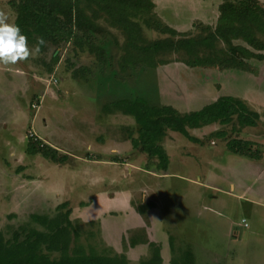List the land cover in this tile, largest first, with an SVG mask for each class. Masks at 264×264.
<instances>
[{"label": "rangeland", "instance_id": "obj_1", "mask_svg": "<svg viewBox=\"0 0 264 264\" xmlns=\"http://www.w3.org/2000/svg\"><path fill=\"white\" fill-rule=\"evenodd\" d=\"M18 1L0 0V12L8 15L9 23L16 17L12 2ZM225 1L236 2L153 0L156 16L135 17L140 26L136 36L100 12L97 23L102 31L93 35V42L105 50L103 60L89 50L87 42L81 48L73 39L59 46L49 43L45 51L15 64H0V237L11 240L23 226L45 231L31 216H55L58 210L53 207L64 202L74 209L82 203L90 204L99 193L112 194L127 188L138 199L142 185L156 190L157 180L142 172L154 169L156 161L150 157L145 160L144 154L137 156L140 148L132 147L129 154L118 153L121 162L129 161L122 169L80 160L93 152L109 159V146L116 139H131L128 143L133 145L131 141L138 138L134 118L121 116L122 112L113 107L120 100L143 98L154 106L169 105L173 100L182 104L189 101L191 107L200 108L214 102L221 91L233 90L260 114L258 126L241 131L244 135L239 137L253 142L251 148L264 160V60L252 62L255 78L234 81L222 71L188 67L183 63L188 56L172 51L155 53L151 56L155 65L150 66L147 61L151 58L144 51L154 42L177 39L149 27L148 23L156 18L178 32L197 37L203 34V25L215 29L219 6ZM257 1L264 9V0ZM28 44L30 48L36 46ZM234 44L246 45L242 40ZM219 48H225L224 44L220 43ZM55 55L59 58L57 63ZM237 129L235 119L227 126L217 124L202 129L205 131L198 135L207 138L204 143L186 138L187 143L164 146L170 172L177 178L162 181L167 194L159 200L160 209L165 212L164 226L160 228L174 236L178 258L188 241L197 255V264H264V164L251 162L227 148V141L235 139ZM210 131L213 132L208 137ZM217 131H225L227 138H217ZM31 137L34 142L58 148L65 160L60 163L40 153L28 154ZM102 141L105 149L99 143ZM131 162L140 168H133ZM205 175L212 179L211 190L199 185V177ZM56 190L66 192L62 195L64 200L56 196ZM156 195L162 197L159 192ZM253 200L260 203L253 204ZM243 219L251 227L242 228L239 237L234 229L232 238L231 222L237 224ZM75 228L80 238L72 248L83 246L87 251L115 254L107 251L94 224L86 226L76 221ZM176 237L181 240L175 241ZM117 251L114 252L122 249ZM130 257L136 260L138 253L133 252Z\"/></svg>", "mask_w": 264, "mask_h": 264}, {"label": "trees", "instance_id": "obj_2", "mask_svg": "<svg viewBox=\"0 0 264 264\" xmlns=\"http://www.w3.org/2000/svg\"><path fill=\"white\" fill-rule=\"evenodd\" d=\"M225 1L219 6V17L215 29L202 26L203 34L195 37L178 32L156 18L148 26L163 34H169L176 40L157 41L145 47L150 56L147 61L155 65L151 56L162 51L184 54L189 59L184 64L191 68H208L214 70H240L252 72V62L264 60V9L257 0ZM16 11L14 24L18 25L28 43L37 44L38 38L45 43L40 51H45L47 44L59 46L61 43L76 39L79 47L88 43L89 50L100 59L105 58V50L96 47L93 35L101 33L97 23L100 12L105 13L115 24L130 31L134 36L140 33V26L134 18L140 15L154 14L156 8L153 0H19L12 2ZM96 9H95V8ZM242 40L246 45H235L234 41ZM220 43L225 48H219ZM103 60V59H102ZM57 63L59 58L54 56ZM115 110L134 118L139 128L138 138L132 140L134 148H140L151 158H157L160 169L167 170L169 157L162 140L168 131L178 132L193 142L189 129H198L212 124L222 126L238 122L237 133L244 128H255L260 121V114L251 110L240 99L232 96H221L202 109L181 113L172 106H154L143 98L120 100L113 103ZM138 130V129H137ZM215 136L226 139L225 131H217ZM253 142L243 139L227 141V148L236 155L253 160H262V155L251 147ZM27 152L30 155L42 154L46 159L62 163L65 157L59 151L44 143L29 139ZM55 216L33 214L31 220L42 227L23 228L17 231L11 240L0 237V264H131L125 254H100L94 249L87 251L83 246L72 248L74 241L80 238V232L71 220L69 203L57 208ZM172 259L169 264H197L192 248L182 247L178 250L170 239ZM133 244V243H132ZM151 256L142 259L138 264H164L161 248L150 244ZM178 252V251H177ZM56 255V256H55Z\"/></svg>", "mask_w": 264, "mask_h": 264}, {"label": "crops", "instance_id": "obj_3", "mask_svg": "<svg viewBox=\"0 0 264 264\" xmlns=\"http://www.w3.org/2000/svg\"><path fill=\"white\" fill-rule=\"evenodd\" d=\"M214 71L221 73L220 70H214ZM222 73L226 75L229 80L234 78L233 79L234 81H236V79H240L241 77H246L251 80V77L254 76L252 72H244L240 70H225V71H222ZM256 81L259 82L258 79H256ZM221 96H232L237 99L243 100V97L241 96L239 97L237 93L233 92V90L228 91V93H224L223 91H221V94L215 99V101ZM180 102L181 101L173 100V103L169 104L168 106L174 107L176 110H178L181 113L182 112L189 113V112H194L196 110H199L200 108L202 109L205 105L210 104V103H207L200 108L194 106L195 108H193L191 107L192 104L189 101L183 104L182 102L181 103ZM187 105L189 109L186 108ZM122 115L125 117H131V116H126L121 113V116ZM118 116H120V113ZM216 125L217 124H212L209 126H205L203 128L189 129V133L192 137L196 138L199 141V143H204L207 140V138H204L205 136L204 137L202 136L201 138L199 137L200 135L198 134H200V132L202 131H205L202 129H206V128L208 129ZM249 128L248 127L244 128L242 129V131H245V129H249ZM212 132L213 131H210L209 134H207L208 137H211ZM167 135H168L166 136L167 138L165 137L161 142V145L163 147L165 145L168 146L170 144L175 145L176 144L175 142L177 143L179 142L187 143L188 142V139H186L185 136H183L182 134L178 132L168 131ZM181 135L184 138L181 137ZM240 135H244V134L241 132L240 133L236 132L235 138L241 139L239 137ZM135 136L136 135L134 134V137ZM170 136H172L173 139L175 140L173 141V139H171ZM128 139L129 138H127V140ZM130 140L131 139H129L128 142ZM169 141L170 142L172 141V142L170 143ZM128 142L124 140L123 138L119 140L116 139L115 142H112V145L109 146L110 147L109 151L111 155L109 159H107L105 156L101 154L93 152L92 154L90 153L88 154V156L83 157L84 160L83 158L80 160L83 163L84 162L90 163L92 161L91 162L92 164L90 165H93V164L96 165V164L104 162L106 164H111L114 167H118L122 169V165H128L129 161L125 162L122 160V162H124L122 163L119 154L124 155V154L130 153L133 145H130ZM99 143L100 145L102 144L101 147H103L104 149L107 147L103 141ZM120 146H125L126 148L124 147L120 148ZM55 149L58 150V148H55ZM58 151H59V154L62 155L61 151L60 150ZM136 151H139L137 156L144 154L146 156L145 160L146 159L148 160L151 158L147 153H143L140 149ZM86 158L88 159L85 160ZM248 159L251 162H256V163L263 162L264 164V160L258 161V160H253L250 158ZM151 160L156 161L153 163L154 169L147 168V169L142 170V172L145 174H148L150 177L155 178L158 182L157 183L158 187L154 191V189H149V187H145V185H142L140 192H138L140 193L138 195H139V198H141V200H139V198L134 199L133 198L134 194H132L133 192L130 189L124 188L122 190H117L115 193H112V194L99 193L98 196L95 197L94 200L90 204L82 203L79 206L75 207L76 209L71 208V204L69 202H64V203H69V209L72 211L70 217L74 223L77 221L81 224H85L86 226H89V225L91 226L94 224V226L98 230L97 234L99 236V239L103 242V244L108 249H112L113 251L122 249V252L117 253V254L125 253V255L127 256L128 260L131 262V264H138L142 259L148 258L151 255V248H150L151 243H154L161 248V255L163 257L164 264H169L170 260L172 259V248L170 244L171 242L170 239L171 237L174 238V236H170L169 231L166 233L165 231H162L160 228L164 226L163 225L164 218L162 216L165 214V212L164 214L162 213L160 209L162 207V203H160L159 200L162 199L163 196H165L164 194H167V189L162 187L161 185L162 181L168 178H177V175L172 174L170 172V167H171L170 161H169L168 169L163 170L158 167L159 160L157 158H152ZM59 166L62 167L61 164H59ZM132 166L133 168H140L138 164H135V165L132 164ZM211 180L210 178L208 179L206 175L203 178L199 177V181H200L199 185L205 187L206 189L210 188L211 190L212 189L211 187H213ZM232 185H233V189H235L236 186L235 184H233V182H232ZM54 192L59 199H62V200L65 199L64 197H62V195H66L65 194L66 192L64 190H56ZM157 192H159L162 195L161 198L157 197L156 195ZM242 196L243 195H240L239 197L241 198ZM254 201L257 204L260 203V201H256V200H253L251 202L255 204ZM59 206L60 205H55L53 208L57 209ZM250 227L251 225L249 224L247 219H243L241 223H237V224H235V222H231L229 235H231V237L233 238L234 229H237L238 231L236 232V234H238V237H239L240 230L242 228L249 229ZM177 240H181V238L179 239L178 237H176L175 241ZM182 241H186V240L182 239ZM183 247H190L193 249V245L188 243V241H186V244ZM169 250H170V253H169ZM133 252L138 253V258L136 260L131 257L129 258V256H131ZM195 256L197 257L196 253H195Z\"/></svg>", "mask_w": 264, "mask_h": 264}, {"label": "clouds", "instance_id": "obj_4", "mask_svg": "<svg viewBox=\"0 0 264 264\" xmlns=\"http://www.w3.org/2000/svg\"><path fill=\"white\" fill-rule=\"evenodd\" d=\"M45 41L37 39L35 48H30L28 38L22 34L18 25L8 22V15L0 12V64L12 65L39 53Z\"/></svg>", "mask_w": 264, "mask_h": 264}]
</instances>
